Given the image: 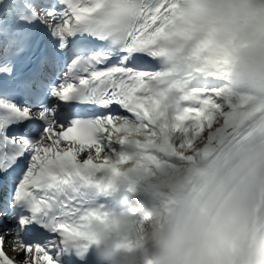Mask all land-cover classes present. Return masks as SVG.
I'll return each instance as SVG.
<instances>
[{
  "label": "snow or ice",
  "instance_id": "snow-or-ice-1",
  "mask_svg": "<svg viewBox=\"0 0 264 264\" xmlns=\"http://www.w3.org/2000/svg\"><path fill=\"white\" fill-rule=\"evenodd\" d=\"M169 11V0H0V264L83 257L91 223L108 222L93 157L111 150L118 118L155 122L142 93ZM227 80L161 124L165 142L204 131L223 140L238 127Z\"/></svg>",
  "mask_w": 264,
  "mask_h": 264
},
{
  "label": "clouds",
  "instance_id": "clouds-1",
  "mask_svg": "<svg viewBox=\"0 0 264 264\" xmlns=\"http://www.w3.org/2000/svg\"><path fill=\"white\" fill-rule=\"evenodd\" d=\"M166 46L211 36L235 43L229 79L233 92L264 96V0H175ZM179 38V39H178ZM125 130L135 129L127 120ZM144 133L129 135L130 144ZM158 166L135 147L105 157L109 170L98 196L128 198L107 207V223L93 221L85 253L93 264H264V136L208 153L181 152L155 141ZM105 186L109 191H105Z\"/></svg>",
  "mask_w": 264,
  "mask_h": 264
},
{
  "label": "bare ground",
  "instance_id": "bare-ground-1",
  "mask_svg": "<svg viewBox=\"0 0 264 264\" xmlns=\"http://www.w3.org/2000/svg\"><path fill=\"white\" fill-rule=\"evenodd\" d=\"M202 40L205 42L212 56L211 60L215 61V63L209 62L211 67H208V63L206 64L208 73L213 75L219 74L220 72L230 73V66H227L226 63L231 64L232 62L235 52V43L231 40L220 42L211 36L203 37ZM242 95L244 98L240 100L236 109L240 121L239 126L231 128L223 140L216 137L209 139L208 137L205 144L202 146V149L206 152L211 153L218 147L228 143L247 142L253 138L264 136V96L257 93L253 95L248 93ZM194 97L195 96L190 97V100ZM224 123L225 121L223 120L217 128L223 127ZM171 137H174V133ZM179 143H181L180 138H178V140H173V145L175 147ZM147 154L152 156L153 150H149ZM8 251L14 253V251L9 248Z\"/></svg>",
  "mask_w": 264,
  "mask_h": 264
},
{
  "label": "rangeland",
  "instance_id": "rangeland-1",
  "mask_svg": "<svg viewBox=\"0 0 264 264\" xmlns=\"http://www.w3.org/2000/svg\"><path fill=\"white\" fill-rule=\"evenodd\" d=\"M236 97V96H235ZM222 120H217L216 124L213 125H209V127H213L215 129V126H217L218 124H221ZM209 133L207 131H205V136L203 137V141L201 142H197V136L196 135H192V136H188L187 134L184 135V138H181L180 136H177L176 138H180L181 139V143L177 144V148L185 151V150H191L194 148H202V146L205 144L207 137H208ZM178 140V139H177ZM154 166H158L153 164Z\"/></svg>",
  "mask_w": 264,
  "mask_h": 264
}]
</instances>
